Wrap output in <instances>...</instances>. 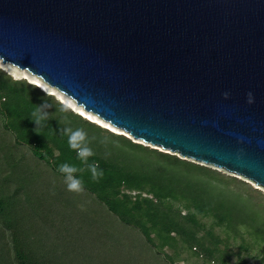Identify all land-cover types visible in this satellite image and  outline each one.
Returning a JSON list of instances; mask_svg holds the SVG:
<instances>
[{"label": "water", "instance_id": "1", "mask_svg": "<svg viewBox=\"0 0 264 264\" xmlns=\"http://www.w3.org/2000/svg\"><path fill=\"white\" fill-rule=\"evenodd\" d=\"M0 60L264 189V0H0Z\"/></svg>", "mask_w": 264, "mask_h": 264}, {"label": "trees", "instance_id": "2", "mask_svg": "<svg viewBox=\"0 0 264 264\" xmlns=\"http://www.w3.org/2000/svg\"><path fill=\"white\" fill-rule=\"evenodd\" d=\"M45 93L0 69L3 128L15 135L16 143L30 145L32 155L56 173L61 174L63 163L84 168L75 174L84 190L121 222L137 228L168 264L191 259L190 264H264L262 190L211 166L134 142L77 112H61L60 101ZM40 107L48 118L36 128L32 113ZM66 127L86 132L94 153L89 163H98L104 173L98 181L68 147L62 134ZM3 196L0 264H47L18 228V215L3 202H11V196Z\"/></svg>", "mask_w": 264, "mask_h": 264}, {"label": "rangeland", "instance_id": "3", "mask_svg": "<svg viewBox=\"0 0 264 264\" xmlns=\"http://www.w3.org/2000/svg\"><path fill=\"white\" fill-rule=\"evenodd\" d=\"M0 69L14 79L33 83L14 70L19 68L11 63L0 61ZM44 92L62 102L57 95ZM2 121L0 117V183L4 185L0 198L11 196V202L2 201L7 203L12 214L18 215V228L30 236L33 248L41 250L42 260L47 264H168L137 228L121 222L93 194L84 189L81 193L68 191L64 176L34 157L30 145L16 143L15 135L3 128ZM123 135L165 151L131 135ZM2 245L0 242V247ZM191 262L192 259L180 260V264ZM252 263L250 260L246 264Z\"/></svg>", "mask_w": 264, "mask_h": 264}, {"label": "clouds", "instance_id": "4", "mask_svg": "<svg viewBox=\"0 0 264 264\" xmlns=\"http://www.w3.org/2000/svg\"><path fill=\"white\" fill-rule=\"evenodd\" d=\"M43 92L44 90L41 89ZM45 93V92H44ZM47 94V93H45ZM227 96V93H225ZM249 103L252 102V94H248ZM61 112H75L72 105L65 102H59ZM48 115L40 107L32 113V120L35 121L37 127L43 125L47 120ZM38 132V131H37ZM39 133V132H38ZM62 134L67 136L68 147L76 152L77 159L84 165L87 166V170L91 172V178L93 181H98L103 177V170L100 169L98 163H89V158L94 155L93 150L88 146L87 134L83 129L77 128L73 130L71 127H66L62 130ZM58 171L64 176V183L67 190L70 192L81 193L83 192L84 185L82 179L78 178L75 174L77 172H84V168H77L74 165L63 163L59 166Z\"/></svg>", "mask_w": 264, "mask_h": 264}, {"label": "bare ground", "instance_id": "5", "mask_svg": "<svg viewBox=\"0 0 264 264\" xmlns=\"http://www.w3.org/2000/svg\"><path fill=\"white\" fill-rule=\"evenodd\" d=\"M1 61V60H0ZM14 70H18L17 72L20 75H23L25 78H29L34 84H36L39 88L43 89L44 91H48L52 94L57 95L62 102L65 103H69L72 105V107L81 115H83L85 118H88L110 130L113 131H117V132H122L125 133L127 135H129L128 133L124 132L123 130H121L120 128H117L116 126L110 124L109 122L99 118L97 115L86 111L82 108V106L77 105L70 97L66 96L64 93L58 91L56 88L49 86L48 84H46L45 82H43V80H41L39 77L35 76V75H30L28 71L26 70H21V69H14Z\"/></svg>", "mask_w": 264, "mask_h": 264}, {"label": "crops", "instance_id": "6", "mask_svg": "<svg viewBox=\"0 0 264 264\" xmlns=\"http://www.w3.org/2000/svg\"><path fill=\"white\" fill-rule=\"evenodd\" d=\"M42 163V162H41Z\"/></svg>", "mask_w": 264, "mask_h": 264}]
</instances>
